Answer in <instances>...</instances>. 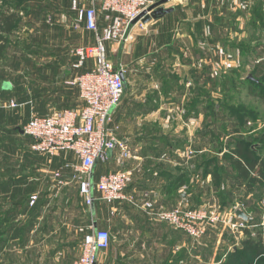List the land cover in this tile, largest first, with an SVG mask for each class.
I'll list each match as a JSON object with an SVG mask.
<instances>
[{"label":"crops","instance_id":"1","mask_svg":"<svg viewBox=\"0 0 264 264\" xmlns=\"http://www.w3.org/2000/svg\"><path fill=\"white\" fill-rule=\"evenodd\" d=\"M150 1L154 4L158 0ZM216 1L215 5L214 0H208L199 9L191 4L174 9L143 28L134 27L127 42L108 45L111 55L121 53L116 67L126 69L127 90L124 101L112 114L110 128L134 157L121 165L119 151H114L112 158L98 163L93 179L132 170L134 179L126 191L132 202L108 206L97 200L88 217L73 171L67 167L79 163L76 156L35 153L31 149L33 140L22 131L32 116L82 106L80 90L69 82L90 71L94 62L88 61L82 69L73 68V72L63 64L35 70L26 109L29 119L15 111V121L12 110L10 123L20 122L19 129L0 132V143L4 135L13 138L5 140L0 150L5 159L0 161V264H31L28 258L42 247L41 240L63 232L67 236L58 240L60 247L64 245L63 253L71 248L82 250L90 223L94 229L111 235V247L99 253L97 264H197L200 249L211 250L214 263L224 262L230 246L224 244L227 235L222 227L210 228L203 240L196 241L157 216L161 210L182 205H220L226 212L242 210L250 223L255 217L248 202L257 197L261 185L251 191L241 186L235 167L224 156L229 154L223 153L226 148L220 153L213 149L216 133L199 129L208 120L202 114L208 100L199 98L200 89L210 87L215 60L229 69L231 57L237 61L244 53H259L261 42L252 7L234 8L224 4L225 0ZM73 18L72 27H66L70 31L69 44L74 49L95 45L96 34L84 26L77 28ZM180 107H190L191 111L200 108V114L189 111L182 117ZM184 121L189 123L182 124ZM35 194L40 200L31 210L29 201ZM146 203H153L154 208L148 209ZM9 218L16 224L12 230L7 225ZM246 237L231 235L229 239L244 247Z\"/></svg>","mask_w":264,"mask_h":264},{"label":"rangeland","instance_id":"2","mask_svg":"<svg viewBox=\"0 0 264 264\" xmlns=\"http://www.w3.org/2000/svg\"><path fill=\"white\" fill-rule=\"evenodd\" d=\"M69 1L70 4L66 7L65 0H0V15L8 13L15 16L13 31L6 35L7 46L0 56V118L3 119L0 123V132L19 129L18 124L20 122L16 124L10 123V115H13L12 110L15 113V121L17 113L15 111H21L25 117L24 119H29L30 116L26 113L27 108L24 105L21 106L18 101L30 95V79L33 77L36 68L43 70L46 67H58L63 64L67 65L72 72L74 71L73 66L77 63L74 51L77 48L74 49L73 44H71L72 46L69 44L70 31L66 27H72L71 21L74 19L73 16L76 18V14L72 11L71 0ZM160 1L162 0H158L154 4ZM188 1L170 0L163 7L165 9L174 8L180 10L186 7L187 4H191L196 9H199L204 7L206 2H208V0H201V2L194 0L192 3ZM214 1L215 5L218 4L216 0ZM223 3L232 5L234 8L241 6H245L246 8L252 7L256 17L255 28L261 31L259 53H244L245 55L237 59V61L235 57H231L229 69L221 61L215 60L214 79L210 87L207 90L200 89L199 98H207L208 100L202 112L208 120L203 121L199 129H202L204 132L211 130L213 133H216V137L213 136V149L217 153H220L224 148L226 149L223 150V153H230L234 148V144L230 142L234 137L232 133L237 128H240L239 124L241 120L239 117L243 116V113L251 114L253 118L251 115L250 118H245L248 121L245 127L246 130L241 128L242 130L244 129L242 137H244L246 142H253V149L256 150L259 158L264 161V0H225ZM70 46L74 49L73 51ZM69 51L73 53H68ZM120 54L112 53L111 55L109 53V58L115 66H119L121 62ZM250 78H253L259 85L253 86L252 89L250 87L251 84L248 82ZM126 95L127 90L122 102ZM179 109L178 111L182 117L189 115V111L197 112V115L200 114V108L198 111H191L190 107H180ZM24 110L25 113L23 112ZM186 122L189 123L188 121ZM186 122L184 121L182 124H186ZM26 124L24 123V126ZM170 124L172 125V123ZM250 137L252 139H249ZM11 139L13 138L10 135H4L0 143V150L4 141L9 142ZM202 141L203 139L200 142ZM227 147L231 150L227 149ZM3 156L4 152H0V161L5 160ZM257 193V197L248 202L249 208L254 210L255 217L251 219L250 225L252 228L247 230V233H244L247 235L246 241L260 238L264 241V184L260 186ZM182 206L186 208V206ZM204 206L210 207V205H203L202 207ZM217 207H220V205ZM90 209L86 205L85 210L88 217ZM91 227V223L87 225L84 234ZM48 228L51 229V227ZM222 231H225L224 234L227 235L224 244L230 246L226 250L227 257L224 258V262L214 263L212 261L213 254L210 253L211 250L209 252V249L204 251L200 249L197 264H241L240 258L242 255L250 257L243 245H235L229 239L231 235L239 237L241 233H233L223 227ZM65 236L67 235L63 232L57 236H50L48 239L44 237L41 240L42 247L37 249L34 257L28 258L30 259L29 263L73 264L80 257L82 250L79 247L76 249L71 248L66 250V254L63 253L64 245L60 247L61 243L59 241L61 238H65ZM23 241L24 239H22ZM70 243H73V241ZM236 247H238L237 250ZM236 252L238 253L237 257H241L234 259L233 254ZM205 256L207 259H204ZM10 263L12 264V261ZM254 264H264V256Z\"/></svg>","mask_w":264,"mask_h":264},{"label":"built area","instance_id":"3","mask_svg":"<svg viewBox=\"0 0 264 264\" xmlns=\"http://www.w3.org/2000/svg\"><path fill=\"white\" fill-rule=\"evenodd\" d=\"M152 5L150 0H72L76 27L84 26L97 36L95 45L78 47L74 51L77 57L74 69L84 68L88 61L95 64L90 71L69 82L80 90L82 106L46 116H32L22 128L24 135L33 140V152L51 157L62 153L76 156L79 163L67 167L72 169L73 181L78 184L80 195L88 207L97 200L108 206L133 201L126 194L134 179L132 170L110 172L98 181L93 179V174L98 163L108 161L109 150L119 151L118 162L121 165L134 157L129 146L120 141L110 128L112 114L125 94L126 69L113 64L108 45L127 42L134 27L143 28L146 16L142 15ZM39 200V195H32L29 207L34 208ZM146 207L153 209L154 204L146 203ZM111 212L115 215L116 209L113 207ZM157 216L196 241H201L213 227L241 234L252 228L249 221L238 219L235 211L226 212L217 206H181L169 211L161 210ZM110 247V233L91 227L84 236L82 253L73 264H97L99 253Z\"/></svg>","mask_w":264,"mask_h":264},{"label":"trees","instance_id":"4","mask_svg":"<svg viewBox=\"0 0 264 264\" xmlns=\"http://www.w3.org/2000/svg\"><path fill=\"white\" fill-rule=\"evenodd\" d=\"M65 4H66V7H68L70 4L69 0H65ZM14 18H15L14 15L8 14V13L0 15V34H1L0 35V56L3 54V51L7 46V43H6L7 40L5 38L6 35L10 34L13 31ZM258 18H259V15H258ZM36 70H37V68H36ZM248 82H249V84H251L250 87L252 89H253V86L259 85L254 80L249 79ZM29 102H30V95H27L24 97L23 100L21 98L18 101V103L21 106L24 105L26 108L29 107ZM250 115L251 114L243 113V116L239 117L241 120V122L239 124L240 128H237L235 131H233L232 134H234V137H233L234 139L232 138L230 141V142H232V144H234V148L232 149L231 153L224 155L225 158L232 163V165L235 167V169L238 173L237 182L241 186H245L246 189L249 191H251L255 186L264 184V161L259 158L258 154L256 153V150L253 149V147H252L253 142H251V143L246 142L244 137H242V135H241V133L244 132V129H245L247 122H248L245 118H248V117L250 118ZM37 116H45V115L40 114ZM252 118H253V116H252ZM1 121H3L2 118H0V123H1ZM241 128H244V129L242 130ZM249 139H252V138L250 137ZM217 174L220 175L219 172ZM36 207H37V205L34 208L29 207V209L33 210ZM10 221L11 220L9 218L7 220V223H8L7 225H8V227H10V230H12L15 227V223L13 221H11V222ZM244 249L246 252H248L247 254L250 257H246L245 255H242V257L241 256L237 257L238 253L236 252L235 254H233V258L236 259V258L241 257L240 258L241 264H254L258 259H260L261 257L264 256V241H262L261 238L260 239L247 240L244 243Z\"/></svg>","mask_w":264,"mask_h":264},{"label":"water","instance_id":"5","mask_svg":"<svg viewBox=\"0 0 264 264\" xmlns=\"http://www.w3.org/2000/svg\"><path fill=\"white\" fill-rule=\"evenodd\" d=\"M170 0H162L159 3L153 4L147 12H149L150 14H147V12H145L142 16H146L143 19V23L147 24L149 23L152 19H156V18H161L167 14H170L174 11V8L171 9H165L163 6L165 4H167ZM139 19H137L136 21H138ZM135 21V22H136ZM114 154V150H109L108 151V157L112 158ZM236 216L237 218L244 220L246 222H248L249 218L248 216L245 214V212H243L242 210H237L236 211Z\"/></svg>","mask_w":264,"mask_h":264}]
</instances>
